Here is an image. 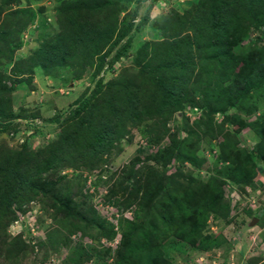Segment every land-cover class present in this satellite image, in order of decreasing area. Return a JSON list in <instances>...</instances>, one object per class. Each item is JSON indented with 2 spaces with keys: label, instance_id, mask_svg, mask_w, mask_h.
<instances>
[{
  "label": "trees",
  "instance_id": "16d2710c",
  "mask_svg": "<svg viewBox=\"0 0 264 264\" xmlns=\"http://www.w3.org/2000/svg\"><path fill=\"white\" fill-rule=\"evenodd\" d=\"M56 1L54 14L61 31L27 60L16 62L13 76L0 70V132L15 136L21 125L16 119L25 116L14 114L10 93L14 88L5 80L17 81L37 64L49 68L74 66L83 59L95 63L117 30L115 16L122 2H133ZM103 10L111 15L103 17ZM36 15L28 8H0V54L13 57L16 47L10 42L17 41V34ZM160 22L164 38L132 52L134 66L106 82L99 78L65 117L51 119L58 123L55 138L37 149L28 138L18 148L0 142V264H24L34 251L21 233L8 231L18 218L17 210L26 213L24 205L31 201L43 211L38 223L53 221L39 241L41 264L63 248L68 255L62 264H175L168 252L178 243L206 250L215 242L207 221L212 216L220 225L227 219L231 204L226 185L245 190L255 184L264 170V115L251 120L264 105V0H196ZM101 23L110 31L98 29ZM131 29L132 20L120 38ZM131 43L129 39L116 50L109 61L111 71ZM110 51L99 58L96 74ZM197 111L201 113L194 119L187 114ZM217 115L222 116L220 121ZM246 126L257 136L255 149L240 145ZM135 129L146 136L151 152L135 155L121 171L102 178L111 154L124 150L122 141L127 137L130 142ZM214 140L218 154L207 181L174 166L177 161L203 166L204 152H213ZM137 150L144 152L140 146ZM68 169L72 176L63 173ZM93 175H97L93 184L102 182L107 189L105 202L122 208L117 218L113 214L116 224L87 201L86 183ZM125 211L134 212L132 219ZM118 234L121 240L115 248L103 244ZM111 254L109 263L106 258Z\"/></svg>",
  "mask_w": 264,
  "mask_h": 264
},
{
  "label": "rangeland",
  "instance_id": "374dc122",
  "mask_svg": "<svg viewBox=\"0 0 264 264\" xmlns=\"http://www.w3.org/2000/svg\"><path fill=\"white\" fill-rule=\"evenodd\" d=\"M99 1L106 4L109 0ZM195 1L133 0L129 4L123 1V5L119 7L120 13L115 16L118 19L115 22L116 24L114 23L117 30L112 40L101 47L99 56L95 57V63L92 64L90 61L83 59L74 66L66 64L43 68L37 64L33 70H26L24 74L20 75L17 81L5 80L9 86L14 88L10 92L14 114L23 112L26 118L19 117L16 119L21 125H19V132L15 136L4 131L0 132V142L9 147L18 148L20 147L19 142L21 143L25 138H28L34 149L43 147L48 141L55 138L59 130V128H56L58 123L51 120L53 117L59 114L65 117L69 110L75 106V101L85 92L91 90L99 78H104V82H106L120 75L125 67L134 66L132 52L143 43H155L164 38L165 35L160 25L161 19L164 20L167 15L174 11L183 12ZM8 3V1L2 2L0 0V8L5 6L6 11L28 8V10L33 9L37 14L34 21L17 34V41L10 42V46L16 47L13 57L11 59L7 58L8 55L3 51L0 54V70L13 76L14 64L27 60L43 42L54 38L61 31L62 26L57 23L54 14L57 6L56 0H37L31 4L25 0H22L19 4ZM6 4L10 7H6ZM124 5L127 8H123ZM102 12L105 14L103 17L111 15V12L106 10ZM103 17L102 20L104 21L106 18ZM131 20L132 29L130 33L120 38L124 25ZM42 22L47 27H43ZM98 29L105 32L110 31L109 25H102V23L98 25ZM129 39H132V43L126 51V55L114 62L115 67L111 71L109 61L114 58L116 50ZM115 40L117 42L114 44ZM16 42H20V45H16ZM108 50L111 51L106 58V64L101 72L96 74L95 68L100 63L99 58L103 57ZM79 59L82 58L79 57ZM24 66L27 67L26 64ZM80 66L83 67L82 75H80ZM76 71H79V74ZM200 113L199 111H197V114L187 112L191 119L196 118ZM262 115H264V105L261 106V109H258L255 115H252L251 120L260 118ZM177 118H181L180 113ZM221 119L222 116L217 115V120L220 121ZM174 122H171V125H174ZM133 135L132 142L127 141V137L122 141L124 150L119 155L116 151L111 154L110 163L105 164L102 178H109L114 172L121 171L122 166L135 155L145 156L151 152L152 148L149 146L146 136L140 130H133ZM182 135H186V133L183 132ZM240 137L241 146H247L250 149L256 148L258 139L250 126H246L241 130ZM216 143L214 140L213 152L210 149L205 150L204 154L207 161L203 166L196 167L190 163L180 164V161H177L174 166L182 167L185 173H191L198 180L207 181L213 174L212 169L218 154ZM139 146L143 148L144 152L141 153L137 150ZM220 165H222L221 161ZM262 168L264 169V165ZM63 173L72 176L73 170L68 169ZM96 176H90L87 180L85 188V192H88L89 195L87 201L92 203L109 222L116 224L113 214L117 218L122 208L118 210L112 203L105 202L104 193L107 189L102 182L98 185L93 184L95 178H97ZM226 187V196L230 199L231 204L227 219L220 225L213 223L212 216L207 221L215 242L206 250L178 243L168 252L170 259L175 264H264V170L259 171L255 184L246 186L245 190H242L238 185H226ZM24 206L29 211L23 213L17 210L18 218L9 226L8 231L12 235L21 233L23 238L34 247V251L30 252L29 257L23 260L24 264H41L43 249L40 248L39 241L43 240L45 228L53 221L51 218H46L42 224L37 222V216L43 212L38 202L31 201ZM133 214V211H125L124 213L130 219H132ZM255 217L258 220L253 223ZM120 240L121 236L118 234L113 241L104 239L103 244L115 248ZM67 255V248H63L61 253L51 254L44 264H62ZM106 260L111 263L112 254Z\"/></svg>",
  "mask_w": 264,
  "mask_h": 264
},
{
  "label": "water",
  "instance_id": "95a60500",
  "mask_svg": "<svg viewBox=\"0 0 264 264\" xmlns=\"http://www.w3.org/2000/svg\"><path fill=\"white\" fill-rule=\"evenodd\" d=\"M257 220H258V218H257V217H255V218H254V220H253V221H254L253 223H255Z\"/></svg>",
  "mask_w": 264,
  "mask_h": 264
}]
</instances>
